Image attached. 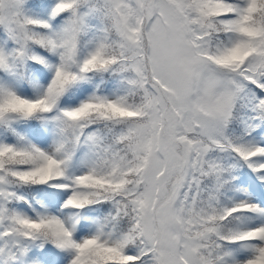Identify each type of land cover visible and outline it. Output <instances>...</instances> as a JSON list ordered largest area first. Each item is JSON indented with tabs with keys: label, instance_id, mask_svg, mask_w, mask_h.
<instances>
[{
	"label": "snow or ice",
	"instance_id": "snow-or-ice-1",
	"mask_svg": "<svg viewBox=\"0 0 264 264\" xmlns=\"http://www.w3.org/2000/svg\"><path fill=\"white\" fill-rule=\"evenodd\" d=\"M0 264H264V0H0Z\"/></svg>",
	"mask_w": 264,
	"mask_h": 264
}]
</instances>
